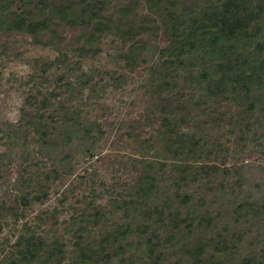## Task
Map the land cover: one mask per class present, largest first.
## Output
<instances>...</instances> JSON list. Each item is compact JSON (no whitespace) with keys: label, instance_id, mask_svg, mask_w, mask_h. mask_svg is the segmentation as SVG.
<instances>
[{"label":"rangeland","instance_id":"rangeland-1","mask_svg":"<svg viewBox=\"0 0 264 264\" xmlns=\"http://www.w3.org/2000/svg\"><path fill=\"white\" fill-rule=\"evenodd\" d=\"M95 1L105 6L104 32L93 20L80 22L66 11L75 4V12L87 14L83 0H9L4 5L7 16L26 12L36 31L19 33L0 25V264L23 250L16 243L27 230L29 236L61 238L62 249L71 250L70 223L90 213L100 214L103 222L92 226L90 242L143 221L153 232L157 227L133 216L122 201L157 168L170 183L185 177L170 207L181 219L191 215L194 223L206 210L219 218L212 203L223 190L234 191L237 203L264 194V114L249 117L244 89L238 97L235 90L221 96L203 92L215 76H200L204 62L198 50L172 40L167 0ZM172 1L186 21L201 19L223 2ZM246 3L249 9L240 18L253 14L250 35L258 44L264 35V0ZM252 38L245 53L256 49ZM178 133L206 142L203 151L209 154L200 160L173 155ZM41 187L48 188L45 197L28 198L29 191L38 195ZM224 211L231 238L226 237L227 250L215 262L257 264L264 255V221L253 224L234 203ZM69 227L72 231L66 232ZM131 236L135 239L126 235L121 240L124 250L113 264L120 259L143 263V238ZM66 259L65 264H80L70 263V254Z\"/></svg>","mask_w":264,"mask_h":264},{"label":"trees","instance_id":"trees-1","mask_svg":"<svg viewBox=\"0 0 264 264\" xmlns=\"http://www.w3.org/2000/svg\"><path fill=\"white\" fill-rule=\"evenodd\" d=\"M6 1L9 0H0V25H3L2 28L19 33L34 34L36 27L30 23V17L26 12L21 11L17 14L12 11L8 16L2 12ZM91 1L89 3L83 0L82 3V8L89 11L87 14H83V9H80L79 13L75 12V4L73 8H66V11L74 12L80 22L93 20L92 23L95 22L98 27L96 30L104 32L107 23L101 12L105 6H101L98 1ZM222 1V4L213 9L212 13L207 11L201 16V19L193 18L186 21L182 15L184 11L179 9V5L172 0H167L168 33L170 29L171 36L174 38L172 40L178 41L177 43L180 40L183 47L198 50L200 58L202 57L200 63L204 62V66L200 67V76L207 79L211 74H214L215 81H208L203 87L204 93L208 96H221L232 94L235 90V96L238 97L241 94L239 91L244 89L243 95L249 98V102L245 104V111L250 113L249 117H252L251 114L253 116L264 114V35H262L263 41L256 44L252 38L254 35H250L253 28L250 26L253 20L250 16L253 14H248L243 19L240 18V16L243 17L241 14L249 9L247 0ZM249 36L252 38L251 42H254L252 48L256 47V49L251 51L252 49L249 48V52L245 53V45L248 43ZM258 39L260 40V37ZM250 53L254 55L253 58L247 56ZM41 108H44V104L39 109ZM254 121L257 124L260 122L259 119H254ZM165 125L170 129L174 127L171 121L165 122ZM172 129L174 130V128ZM48 142L53 143L54 141L49 139ZM206 144L193 136L186 137L180 133L177 148L172 151V154L200 160L202 154H209L203 151ZM261 147L260 152L264 154V144ZM220 148L221 146L217 148L218 152H220ZM161 170L162 167L157 168L155 173L153 172L152 175L143 179L133 194H127L129 199L122 201L123 207L133 216H141L147 222H151L150 225L156 226L157 228L153 229L154 233L152 227L147 223L145 225V221H143L141 225L131 224L135 227L124 225L122 229L125 231L116 228L113 232L102 236L99 242H90L88 237L92 226L103 224L100 214L92 215L93 213H90L73 219L70 224L71 228L74 227V232L70 227L65 230L66 232L72 231L71 234L75 240L71 250L64 251L62 249L66 244L59 240L61 238L54 239L48 234L29 236L30 233L27 230L26 236H21L16 243V246L22 247L23 250L16 249L18 256L11 259L6 258L1 264H7L8 260L11 261V264H65L69 254L70 263L75 261L80 264H113L117 254L124 250L120 244L121 240L126 235L134 238L131 236L133 233L142 236V246L146 247V256L142 258L143 263L141 264H167V262L168 264H219L215 262L214 258L220 256L221 251L227 250L225 239L226 237L231 238L228 234L230 233V224L226 222L227 215L224 216L227 205L234 203L238 213L243 210L244 217L250 219L255 225L264 221V194L258 199L247 198V201L237 203L234 191L227 192L226 190L221 191L222 196L216 198L215 203H212L213 208L217 205V209L221 212L219 218L214 216L213 211L206 210L200 214V218L195 223L193 219L191 221V215L181 219L178 217L177 211L172 212L173 206L170 207V197L181 193L182 188L180 189L179 184L185 181V177L181 175L180 181L176 179L170 183V177L163 172L164 170ZM228 171L224 170L227 176L230 173ZM262 171L264 173L263 169ZM184 173L185 171L182 170L181 174ZM237 183L236 188H240L241 183L239 181ZM34 190L32 189L26 195L30 199L40 201L47 195L48 188L41 187L38 195ZM183 200L185 203L187 202V194L183 195ZM24 204H28V201H24ZM137 212L139 215H136ZM148 229L151 230L150 233ZM159 229L162 231L160 230L158 235L155 232ZM232 235L234 236V234ZM168 255L174 258L172 263L166 260ZM119 263L123 264L124 262L120 259ZM256 263L263 264L264 255L259 257Z\"/></svg>","mask_w":264,"mask_h":264}]
</instances>
